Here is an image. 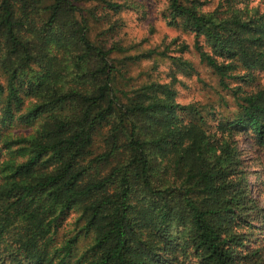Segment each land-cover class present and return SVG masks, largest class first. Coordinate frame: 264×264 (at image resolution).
Instances as JSON below:
<instances>
[{
	"label": "trees",
	"instance_id": "1",
	"mask_svg": "<svg viewBox=\"0 0 264 264\" xmlns=\"http://www.w3.org/2000/svg\"><path fill=\"white\" fill-rule=\"evenodd\" d=\"M252 3L206 11L201 0H169L164 14L194 35L200 63L232 92L237 108L223 115L178 103L168 85L121 90L115 50L89 39L87 11L72 0H0V241L11 229L18 245L9 263L264 264L253 240L264 209L237 140L250 135L264 159V84L254 85L264 75V9ZM170 53L131 60L182 64ZM37 122L29 135L12 132ZM104 129L106 150L93 156ZM73 212L81 226L51 251ZM82 235L92 244L78 257Z\"/></svg>",
	"mask_w": 264,
	"mask_h": 264
},
{
	"label": "rangeland",
	"instance_id": "2",
	"mask_svg": "<svg viewBox=\"0 0 264 264\" xmlns=\"http://www.w3.org/2000/svg\"><path fill=\"white\" fill-rule=\"evenodd\" d=\"M76 5L87 11L85 17L88 21L89 39L107 49L115 50L112 59L118 68L116 84L121 90L131 95V92L139 91L151 84L168 85L177 93L178 103L184 106L206 107L214 106L217 112L223 115L235 113L236 100L232 92L223 91L219 85V78L214 72L201 64L198 54L194 50L195 37L185 33L180 28L168 25L164 14L169 0H124L128 7L119 13L107 8L104 4L94 1L72 0ZM122 0H117L121 2ZM207 5L206 11L217 7L220 0H201ZM253 6L264 9V0H251ZM203 44V39H200ZM189 47L184 53L179 52L182 47ZM170 48L172 56H182V64H173L170 60L153 56L141 61L131 59L146 54L150 51H163ZM254 85L264 84V75L259 74ZM254 85H243V89L249 90ZM235 87L232 84L231 88ZM225 98L228 106L222 103L221 97ZM39 122L30 129L18 128L12 130L15 135H29L36 130ZM107 130L100 131L92 147L93 156L105 152V134ZM238 150L242 160V169L246 171V185L250 196L257 201L258 207L264 209V159L263 154L252 144V137L241 134L237 137ZM80 214L73 212L51 244V251L62 246L64 240L72 237L78 228L76 221ZM259 225V221L254 222ZM253 240L257 241L258 247L264 248V231H255ZM92 244L90 237L84 235L78 241L75 252L81 257L86 248ZM14 231L11 229L0 241V264L9 263L7 256L17 247ZM194 261V260H193ZM189 264H194L190 262Z\"/></svg>",
	"mask_w": 264,
	"mask_h": 264
}]
</instances>
